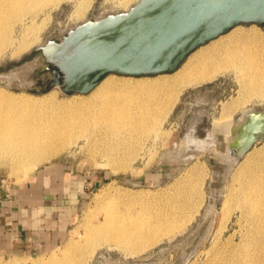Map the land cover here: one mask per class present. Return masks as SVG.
Listing matches in <instances>:
<instances>
[{
	"label": "rangeland",
	"instance_id": "rangeland-1",
	"mask_svg": "<svg viewBox=\"0 0 264 264\" xmlns=\"http://www.w3.org/2000/svg\"><path fill=\"white\" fill-rule=\"evenodd\" d=\"M127 1L90 0L80 7L78 0H63L40 7L21 19L16 15L6 23L11 43L0 56V75L11 77L14 87L0 85V90L28 94L40 104L55 108L54 103L73 98L60 88L48 93L16 91L15 87L31 85L39 78L38 56H26L83 22L128 11L139 0ZM237 26L234 30L240 28L264 40V26ZM163 76L166 75L131 77L147 83ZM244 86L232 69L210 82L188 87L159 125L160 131L133 130L128 145H119V139L111 134L97 135L96 141L81 135L70 149L41 162L26 177L18 175L5 158L0 159V199L41 178L42 188L51 195L47 200L53 201L46 210L62 208L64 218L67 217L63 223L66 231L61 236L33 248L2 253L0 264H34L53 259H61L59 264H210L215 260L220 264L224 245L232 237L239 242L240 230L253 221L244 212L253 207L245 197L255 200L264 193L259 190L264 185V140L230 165L229 134L224 129H214L217 121L233 129L247 110L264 111V95ZM199 140L204 142L200 145ZM60 200L62 204L54 206ZM175 204L179 209L172 233H163L170 227L165 226L160 240L139 250L129 244H117L100 232L89 236L109 214L128 223L133 218L142 223L154 222ZM70 243L72 248H68Z\"/></svg>",
	"mask_w": 264,
	"mask_h": 264
},
{
	"label": "bare ground",
	"instance_id": "bare-ground-1",
	"mask_svg": "<svg viewBox=\"0 0 264 264\" xmlns=\"http://www.w3.org/2000/svg\"><path fill=\"white\" fill-rule=\"evenodd\" d=\"M62 1L0 0V56L11 43L7 22L16 15L21 19L40 7ZM89 1L78 0L76 4L81 7ZM237 27L227 31L229 34L220 41L197 48L175 71L154 76L166 75L161 79L142 83L136 82L131 76L121 75L128 77L122 79L116 74H109L86 94L88 96L82 94L84 96L79 98L81 93L73 94V98L65 102L54 103L56 108L40 104L39 100L28 94L0 90V159L5 158L18 175L26 177L41 162L70 149L81 135L96 141L97 135L111 134L116 140L119 139V145H128L132 141L131 131L144 128L157 131L161 128V123L186 88L210 82L232 69L237 71L247 90L264 95V40L252 32L240 28L234 30ZM249 111L252 110L243 113L236 127ZM214 129H224L229 134L228 158L230 165L234 164L239 160L236 154L231 153L230 145L236 142L234 128L230 129L227 123L217 121ZM197 142L201 145L204 141ZM260 187V191L264 190V185ZM245 201L250 202V206L253 204L252 210L244 209L253 221H250L246 229L240 230L242 239L239 242L236 243L232 237L224 245L223 261L220 264H264V193L258 194L255 200L246 196ZM178 209L179 205L175 204L170 212H161L154 222L147 223L137 222L138 218H133L130 223L127 220L118 221L109 214L89 236L100 232L117 244H129L139 250L156 243L159 234L165 231V226L170 225L163 233H172ZM68 246L73 247L72 243ZM60 260L34 264H55ZM217 261L210 264H218Z\"/></svg>",
	"mask_w": 264,
	"mask_h": 264
},
{
	"label": "water",
	"instance_id": "water-1",
	"mask_svg": "<svg viewBox=\"0 0 264 264\" xmlns=\"http://www.w3.org/2000/svg\"><path fill=\"white\" fill-rule=\"evenodd\" d=\"M264 26V0H139L128 11L90 19L62 37L36 47V71L52 77L15 87L31 93L60 88L65 94H88L107 75L155 76L175 71L197 48L238 24ZM20 64V63H18ZM0 85L13 79L0 75ZM231 153L238 159L264 140V111H249L234 127Z\"/></svg>",
	"mask_w": 264,
	"mask_h": 264
},
{
	"label": "crops",
	"instance_id": "crops-1",
	"mask_svg": "<svg viewBox=\"0 0 264 264\" xmlns=\"http://www.w3.org/2000/svg\"><path fill=\"white\" fill-rule=\"evenodd\" d=\"M41 181L38 178L29 187L13 189L8 198L0 199V254L33 248L66 231L63 223L67 217L64 218L63 209L46 210L53 206V201L47 200L51 195L42 188ZM54 204L58 206L62 202ZM60 224L62 230L58 232Z\"/></svg>",
	"mask_w": 264,
	"mask_h": 264
},
{
	"label": "flooded vegetation",
	"instance_id": "flooded-vegetation-1",
	"mask_svg": "<svg viewBox=\"0 0 264 264\" xmlns=\"http://www.w3.org/2000/svg\"><path fill=\"white\" fill-rule=\"evenodd\" d=\"M37 72H38V71H37ZM38 75H39V78H37V80H36V85L34 86L35 89H40V88H42V85L38 83L39 80L42 82L43 85H46V81L49 80V79L52 77V75H51L50 72H47V73L42 74V75H40V74L38 73Z\"/></svg>",
	"mask_w": 264,
	"mask_h": 264
}]
</instances>
